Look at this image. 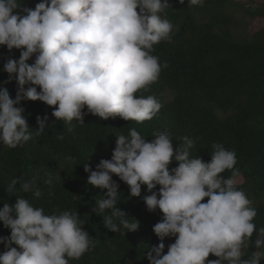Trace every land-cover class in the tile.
Segmentation results:
<instances>
[{
    "label": "clouds",
    "instance_id": "obj_1",
    "mask_svg": "<svg viewBox=\"0 0 264 264\" xmlns=\"http://www.w3.org/2000/svg\"><path fill=\"white\" fill-rule=\"evenodd\" d=\"M169 5L168 0H41L34 9L20 11V0H0V47L20 50L19 59L9 58L3 67L4 85L15 80L17 92L13 99L0 86V143L16 148L50 126L45 114L30 128L22 101L44 103L56 121L67 124L85 125L87 114L136 122L155 117L162 104L137 93L168 67L152 52L172 32L173 24L161 15ZM181 139L176 146L167 132H157L149 140L135 128L117 136L111 159H101L95 170L84 166L87 184L104 193L95 199L93 213H108L103 222L113 233L139 229V221L117 207L116 176L131 197H141L146 186L147 209L162 213L153 227L160 243L147 252L149 264H260L264 228L257 230V211L236 186V153L214 143L210 162H204L192 155L194 141ZM173 162L178 166L170 167ZM226 170H233L232 178L221 175ZM41 179L51 185L54 177L45 169L32 177L16 176L7 193L32 192L38 198ZM15 197L14 204L0 208V223L10 230V237H0L6 248L0 264H69L94 246L76 210L45 214L27 198ZM254 232L257 251L245 258ZM170 237L175 242L165 254L164 240ZM210 255L217 259L209 260Z\"/></svg>",
    "mask_w": 264,
    "mask_h": 264
},
{
    "label": "trees",
    "instance_id": "obj_2",
    "mask_svg": "<svg viewBox=\"0 0 264 264\" xmlns=\"http://www.w3.org/2000/svg\"><path fill=\"white\" fill-rule=\"evenodd\" d=\"M228 1L203 0L201 5H192L188 0L183 4L168 0L170 5L161 15L173 24V29L169 39L154 45L152 52L161 65L167 63L168 67H162L157 81L137 93L152 95L162 104L151 120H103L87 114L85 125L75 121L67 124L56 121L51 115L53 109L44 103L22 101L20 106L30 128H36L37 117L45 114L50 126L16 148L0 143V208L3 203L14 204L15 196H23L34 206L42 207L45 214L76 210L84 221V230L94 239V246L80 259H70L69 264H149L147 252L160 243L153 227L163 216L159 209H147L143 201V196L149 194L146 186L142 187L141 197H131L129 187L113 176L120 191L117 207L140 225L135 232L113 233L104 226L103 216L108 213L92 211L95 199L104 193L87 184L84 170L86 164L95 170L101 159H111L117 136H128L130 129L135 128L149 140L154 133L167 132L176 146L187 136L194 141L192 155L204 162H210L214 143L234 151L233 170H239L234 178L236 186L246 193L257 211L253 221L257 230L264 228V0H250L244 6L247 24L251 26L246 36L234 33L237 25L226 12ZM39 2L20 0V11L24 7L34 9ZM19 57L20 50L9 52L0 47V86H6L13 99L17 85L15 80L4 85L8 74L3 67L9 58ZM60 135L63 140L57 138ZM177 166L173 162L170 167ZM40 169L54 177L51 185L38 181L40 197L32 192L7 193L6 187L14 177H32ZM233 170L221 175L232 178ZM58 174L61 179L57 181ZM0 237H10V230L2 223ZM255 239L254 232L253 245L245 250V258L257 251ZM174 242L175 237L164 240L165 254ZM5 251L4 244H0V254ZM208 259L217 258L210 255ZM260 264H264V259Z\"/></svg>",
    "mask_w": 264,
    "mask_h": 264
},
{
    "label": "rangeland",
    "instance_id": "obj_3",
    "mask_svg": "<svg viewBox=\"0 0 264 264\" xmlns=\"http://www.w3.org/2000/svg\"><path fill=\"white\" fill-rule=\"evenodd\" d=\"M250 0H229L227 5L226 12L229 13L235 23L236 27L234 28V33H236L239 36H246L250 32L251 26L247 24L248 17L245 15V9L244 6L247 2ZM260 27V26H258Z\"/></svg>",
    "mask_w": 264,
    "mask_h": 264
}]
</instances>
